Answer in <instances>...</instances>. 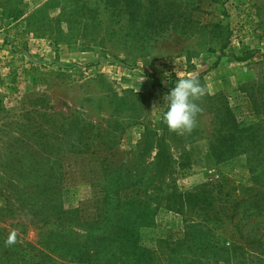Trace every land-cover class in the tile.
<instances>
[{
  "label": "rangeland",
  "instance_id": "rangeland-1",
  "mask_svg": "<svg viewBox=\"0 0 264 264\" xmlns=\"http://www.w3.org/2000/svg\"><path fill=\"white\" fill-rule=\"evenodd\" d=\"M0 264H264V0H0Z\"/></svg>",
  "mask_w": 264,
  "mask_h": 264
},
{
  "label": "clouds",
  "instance_id": "clouds-1",
  "mask_svg": "<svg viewBox=\"0 0 264 264\" xmlns=\"http://www.w3.org/2000/svg\"><path fill=\"white\" fill-rule=\"evenodd\" d=\"M205 94L206 88L198 78L192 75L178 76L174 87L163 96L164 107L154 104L151 112L160 114L169 132L180 136L191 134L197 126L198 114L203 112L197 101H201ZM17 237L18 231L13 229L5 240L6 247L15 244Z\"/></svg>",
  "mask_w": 264,
  "mask_h": 264
},
{
  "label": "trees",
  "instance_id": "trees-1",
  "mask_svg": "<svg viewBox=\"0 0 264 264\" xmlns=\"http://www.w3.org/2000/svg\"><path fill=\"white\" fill-rule=\"evenodd\" d=\"M157 139L162 143V141L164 140V136L162 134H157ZM159 148H160L159 155L161 156L162 159V149H163L162 144H159Z\"/></svg>",
  "mask_w": 264,
  "mask_h": 264
}]
</instances>
